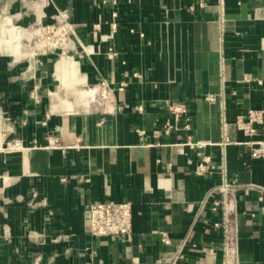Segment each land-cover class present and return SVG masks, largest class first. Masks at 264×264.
I'll return each instance as SVG.
<instances>
[{"label": "crops", "instance_id": "crops-1", "mask_svg": "<svg viewBox=\"0 0 264 264\" xmlns=\"http://www.w3.org/2000/svg\"><path fill=\"white\" fill-rule=\"evenodd\" d=\"M61 14L70 48L24 55ZM263 106L264 0H0V144L22 145L0 152V264H167L183 243L182 264H222L223 182L238 264H264V165L234 124ZM108 201L129 236L90 234Z\"/></svg>", "mask_w": 264, "mask_h": 264}, {"label": "built area", "instance_id": "built-area-1", "mask_svg": "<svg viewBox=\"0 0 264 264\" xmlns=\"http://www.w3.org/2000/svg\"><path fill=\"white\" fill-rule=\"evenodd\" d=\"M115 3V2H113ZM62 19L55 24L48 26H39L36 28L35 35L32 37L27 50V56H36L40 54H47L50 52H64L70 48L71 38L73 34V25L68 21L66 15H62ZM117 13L111 12V21L109 22V34L105 36L108 40H112L113 35L117 29L116 25ZM99 24L96 25L98 27ZM114 52L112 48L108 51V56L112 57ZM101 88L108 90L105 82L100 84ZM105 94V95H104ZM102 96H107L106 90L102 92ZM171 113L178 118L186 114V109L182 104H176L169 107ZM235 127L245 137L249 138L240 144L245 145L250 152V156L254 159L261 160L264 165V106L259 110H248L245 113L239 114L235 121ZM188 128V125H185ZM51 146L54 143H50ZM191 148H200L199 143L193 144L187 142ZM22 145L19 141L13 140L6 142L4 146L0 144V152L10 153L19 151ZM208 156H202V163L195 167V174L201 175L205 172L204 163L209 162ZM231 185L223 182L217 187V191L222 195V200L213 203V210L217 207L222 209L221 223H214L213 227L222 231V264H238L237 259V243H236V228L237 225L231 217L233 212V197L231 196ZM253 187V186H250ZM89 232L94 237H111L129 236L132 232V207L127 202H97L90 204L87 208ZM161 242L169 244V240L164 236ZM186 244H181L173 253L167 264H182L184 257V249Z\"/></svg>", "mask_w": 264, "mask_h": 264}]
</instances>
